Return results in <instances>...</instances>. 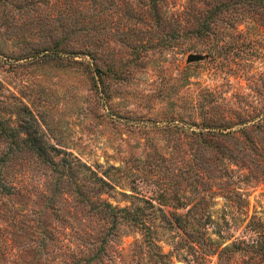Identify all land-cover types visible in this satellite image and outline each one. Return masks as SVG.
Instances as JSON below:
<instances>
[{"label":"rangeland","instance_id":"rangeland-1","mask_svg":"<svg viewBox=\"0 0 264 264\" xmlns=\"http://www.w3.org/2000/svg\"><path fill=\"white\" fill-rule=\"evenodd\" d=\"M0 86V205L59 246L94 256L106 203L92 264H264V0H0Z\"/></svg>","mask_w":264,"mask_h":264},{"label":"trees","instance_id":"trees-1","mask_svg":"<svg viewBox=\"0 0 264 264\" xmlns=\"http://www.w3.org/2000/svg\"><path fill=\"white\" fill-rule=\"evenodd\" d=\"M2 104L0 90V139L10 142L9 150L0 158V165L5 164L8 159H11L17 153L24 152L25 149L20 146L21 143L27 145L26 138H21L12 127L11 120L3 116ZM27 125L30 132H33L32 124L28 122ZM29 141L31 143V147H29L31 152L35 153L44 162L52 164L53 160L50 159L42 142L34 138L33 141ZM3 179L0 178V194L3 196L14 194V186L9 185L7 178L3 177ZM98 179L100 186H98L97 182H94L97 190L100 189L102 191L103 186L110 187V183L107 180ZM79 195L84 199L83 194ZM100 202L104 203L103 200H100ZM99 209L105 218L109 217L111 226L107 229V234L99 250L94 256L87 258L79 254L85 253L83 248L80 249L70 244L59 246L60 238H57L54 230L48 229L40 218L33 217L26 210L14 205L11 206L10 203L2 202L0 205V220L6 226H0V264H92L95 260H102L106 254L105 245L108 238L113 234L112 232L116 229L119 218L129 219L128 215L130 213L126 209L118 210L109 204L106 205V203ZM123 213L125 214L122 215ZM187 247L194 250V247L190 244ZM238 249H240V245L237 243L228 245L218 253L219 258L222 261H229L233 252ZM257 254L264 257L263 243L258 246ZM169 255L166 253L159 254V264H173L168 259ZM198 264H207V262L202 258V262L200 261Z\"/></svg>","mask_w":264,"mask_h":264},{"label":"water","instance_id":"water-1","mask_svg":"<svg viewBox=\"0 0 264 264\" xmlns=\"http://www.w3.org/2000/svg\"><path fill=\"white\" fill-rule=\"evenodd\" d=\"M188 60L189 61H192V60L197 61L198 60V57H196V56H189L188 57Z\"/></svg>","mask_w":264,"mask_h":264}]
</instances>
